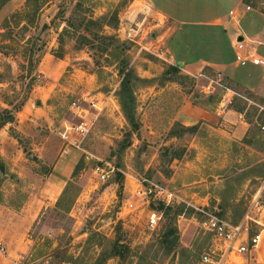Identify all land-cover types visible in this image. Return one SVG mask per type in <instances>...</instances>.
<instances>
[{
  "label": "rangeland",
  "instance_id": "rangeland-1",
  "mask_svg": "<svg viewBox=\"0 0 264 264\" xmlns=\"http://www.w3.org/2000/svg\"><path fill=\"white\" fill-rule=\"evenodd\" d=\"M244 6L250 10L238 30L262 40L263 21L254 16H264V0ZM177 33L134 0H10L0 8V123L13 116L0 128V242L6 248L0 264H197L210 242L206 215L246 228L248 238L261 235L252 251L259 253L254 262L264 264V132L258 127L264 93L249 89L254 83L242 71L252 65L236 63L227 39V76L184 73L179 61L193 63L199 55L191 54L193 40L180 42ZM93 35L114 37L139 79L131 83L139 131L124 150L131 127L119 104L120 58L104 54ZM250 47L264 58V47ZM170 67L180 76L168 74ZM253 76L259 80L262 73ZM210 79H221L228 91L205 90ZM223 96L245 114L243 137L224 138L217 123L206 122L171 136L179 130L174 118L181 103L216 113ZM81 123L86 134L68 130L61 139ZM166 148L179 149L182 158L171 160ZM96 166L110 171L105 182ZM57 180L53 200L40 201ZM155 186L176 203L166 207ZM148 189V197L138 195ZM152 213L160 215L153 226ZM171 227L186 252L162 242ZM248 254L232 260L244 264Z\"/></svg>",
  "mask_w": 264,
  "mask_h": 264
},
{
  "label": "crops",
  "instance_id": "crops-1",
  "mask_svg": "<svg viewBox=\"0 0 264 264\" xmlns=\"http://www.w3.org/2000/svg\"><path fill=\"white\" fill-rule=\"evenodd\" d=\"M134 1L143 2L146 8L149 9L153 14H156L162 19L175 25L176 32H178L177 36L180 42L186 43L189 42L190 39L191 41L193 40L192 42L195 44H193L190 51L192 55L198 53V60L190 63L188 61H183L185 59H181L179 62L181 66L180 69L187 75L194 78L197 76L200 78L205 77V75L202 73L203 70H209L213 71L214 73H220L222 76H227V70L231 68L232 65L228 64V61L223 56L224 48L222 44L225 39H227V41L229 40V43L234 50L235 41L239 37H242L244 43L247 45H250L248 44L249 41L254 40L251 38H255V36H248L246 32L244 33L243 31L238 30L240 21L243 20L244 16H246V13L248 12L243 9L244 0ZM230 12L233 14L230 15ZM254 17V20L261 19L264 23V16ZM230 31H233V34H231ZM193 33L195 34L193 35ZM199 33L201 34V37ZM169 49L170 48L168 46V52L170 51ZM169 54L171 59H173L172 53L169 52ZM249 66H251V64ZM242 72L248 73V80L254 83V85L249 88L250 90L264 93V69L259 67L257 68L255 66L253 67L252 65L250 67V72L247 70ZM254 73H262L261 78L257 80V78H255L257 76H253ZM215 111L216 113L212 110L202 108L193 102L184 101L176 110L174 122L185 127L195 126L199 122L217 123V125H219L221 128L220 131L224 138L239 139L246 134V123L236 120L237 118H233L234 114H237V112H235L233 109H229L223 113H220L217 110ZM227 116H230V119H227ZM227 121L230 124L226 123ZM59 184H61V180H57L55 183L47 184L48 189L40 194L39 200L43 202L52 201L53 197L56 195V190ZM262 248H264V246H262ZM258 254L259 253L256 251L249 252V256L246 258L244 264H257L254 262V260H257ZM239 256H230L228 258L229 261L227 260L229 263L227 264H235L232 260V257L235 258ZM14 260L17 259H9V264H18V262Z\"/></svg>",
  "mask_w": 264,
  "mask_h": 264
},
{
  "label": "built area",
  "instance_id": "built-area-1",
  "mask_svg": "<svg viewBox=\"0 0 264 264\" xmlns=\"http://www.w3.org/2000/svg\"><path fill=\"white\" fill-rule=\"evenodd\" d=\"M245 11H249V6H244ZM233 13L230 12V15ZM248 44H255L257 47H264V23H263V30H262V40L259 41H249ZM250 45H247L244 43V41H238V39L235 41L234 50H235V61L239 66H245L248 63L255 67H260L264 69V58L259 56L256 52V48L250 47ZM218 77H221L220 74L217 75ZM221 79L218 80H209V83L204 88L205 90L214 89L215 86L220 87L228 91L224 86L221 85ZM242 98V97H241ZM243 100L247 101V99L242 98ZM92 102V101H91ZM232 104V98L226 99V96H223L219 105L218 110L220 112H226L231 108ZM260 108L259 106H257ZM72 108L76 111L82 112L80 110L79 106L75 103L72 105ZM264 111L263 108H260ZM237 118L239 121L244 122L245 114L243 113H237ZM87 124L81 123L77 127H67L66 131L63 133H60V137L62 140H66V132L68 130H72L77 134H86L88 132V129H86ZM259 129L264 132V125H258ZM81 141L78 143L80 145ZM73 145V144H72ZM68 147V146H67ZM67 147L63 151V153H67ZM106 166H109L106 164ZM109 172L105 171L103 168H100L99 166H96L94 169V173L101 179V181L105 182L109 178ZM262 191L264 192V181L262 185ZM154 192L161 196L165 194V200H163V203L166 206L174 205L176 203V196H173V194H166L165 191H163L161 188H158L155 186ZM152 193L151 189L144 190L141 192H138V195L148 197ZM178 203V202H177ZM207 219L203 222V228L207 232V234L210 236V242L208 245V248L205 252L202 253V255L199 257V260L197 264H222L225 260H227L230 256H239L244 255L246 253L251 252L253 249H255L259 242H260V235H254L253 237L248 238L247 235V229H243L242 231L241 226H233L222 219H220L216 215H206ZM160 215H155V213L151 214L150 218V224L153 226L155 223V220H159ZM0 253L3 255L6 253V248L1 244L0 242Z\"/></svg>",
  "mask_w": 264,
  "mask_h": 264
},
{
  "label": "trees",
  "instance_id": "trees-1",
  "mask_svg": "<svg viewBox=\"0 0 264 264\" xmlns=\"http://www.w3.org/2000/svg\"><path fill=\"white\" fill-rule=\"evenodd\" d=\"M10 0H0V8L4 6L7 2ZM247 3V0H244V4ZM94 38L99 40L104 49L102 50L104 54L114 55L115 57L120 58L118 60V68H117V74L120 77V99H119V104L121 107V112L127 121L128 125L131 127V130L127 133H125V139L121 142L120 148L121 150H124L130 146V138L132 134L138 133L139 131V123L136 120L135 117V111L133 108V94H132V88H131V83L135 80H139L138 77L135 75L134 71L132 68L129 67V63L127 58L125 57V49L123 47H120V45L117 44L115 41V38L112 36H100V35H93ZM85 42H90L89 39L86 37H83ZM123 45V44H122ZM178 68L176 67H170L169 71H167L168 74L170 75H175L177 76L179 74ZM180 76V75H178ZM13 122V116L11 114H8V119L5 121H2L0 123V128L4 126L5 124H9ZM174 127L178 128V131H171V136L172 137H181L182 134L184 133H191L194 130L193 127H185L182 126L178 123H175ZM173 130V129H172ZM244 142H247L244 140ZM164 153L166 155L171 156V160H179L183 156V152L180 151L179 149H164ZM79 165L77 164L73 170L72 175H75L77 173ZM169 207V206H166ZM163 209V206L160 207V210ZM168 208H166L167 210ZM170 211V208L168 209ZM163 239L162 242L164 245H166L170 250L178 248L180 251L186 252L187 249L180 247L179 241H178V236H177V230L175 228H170L166 230V232L163 234ZM114 256L116 255V252L114 253Z\"/></svg>",
  "mask_w": 264,
  "mask_h": 264
},
{
  "label": "water",
  "instance_id": "water-1",
  "mask_svg": "<svg viewBox=\"0 0 264 264\" xmlns=\"http://www.w3.org/2000/svg\"><path fill=\"white\" fill-rule=\"evenodd\" d=\"M242 40H243L242 37L238 38V41H242ZM0 170L3 171V167H0Z\"/></svg>",
  "mask_w": 264,
  "mask_h": 264
},
{
  "label": "bare ground",
  "instance_id": "bare-ground-1",
  "mask_svg": "<svg viewBox=\"0 0 264 264\" xmlns=\"http://www.w3.org/2000/svg\"><path fill=\"white\" fill-rule=\"evenodd\" d=\"M260 239H261V236H260Z\"/></svg>",
  "mask_w": 264,
  "mask_h": 264
}]
</instances>
